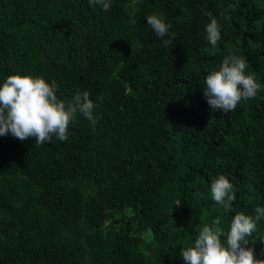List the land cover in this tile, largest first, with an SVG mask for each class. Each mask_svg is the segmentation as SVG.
Masks as SVG:
<instances>
[{
	"label": "trees",
	"instance_id": "obj_1",
	"mask_svg": "<svg viewBox=\"0 0 264 264\" xmlns=\"http://www.w3.org/2000/svg\"><path fill=\"white\" fill-rule=\"evenodd\" d=\"M230 54L260 91L223 114L202 81ZM16 74L55 80L65 103L89 91L95 123L78 115L64 142L0 137V264H184L205 224L264 207V0H0V82ZM218 175L231 212L210 198ZM249 240L264 259V220Z\"/></svg>",
	"mask_w": 264,
	"mask_h": 264
},
{
	"label": "clouds",
	"instance_id": "obj_2",
	"mask_svg": "<svg viewBox=\"0 0 264 264\" xmlns=\"http://www.w3.org/2000/svg\"><path fill=\"white\" fill-rule=\"evenodd\" d=\"M88 2L104 12H108L114 4V0ZM207 15L209 22L204 31L207 42L214 49L221 42L222 26L211 13ZM145 20L165 46L173 43L175 33L170 32V25L162 14L148 15ZM248 67L245 57L230 54L223 58L216 70L206 75L202 81L203 98L211 111L227 114L241 102L256 98L260 86L247 73ZM58 91L57 82L48 81L43 76L16 74L6 77L0 82V137L11 136L20 141L32 138L37 145L50 144L53 138L64 142L68 140L70 125L78 115L95 123L96 104L89 91L77 90L68 103L58 98ZM210 198L226 212L233 211L236 199L234 185L225 175L212 179ZM254 213H236L227 230L221 226L220 218L213 219L210 225L200 228L194 241L181 249L179 257L184 264H264V259L258 258L255 249L248 247L249 238L264 220V207L257 206Z\"/></svg>",
	"mask_w": 264,
	"mask_h": 264
}]
</instances>
